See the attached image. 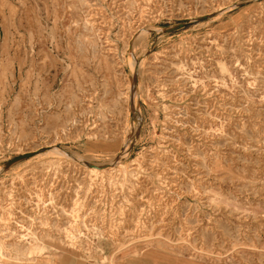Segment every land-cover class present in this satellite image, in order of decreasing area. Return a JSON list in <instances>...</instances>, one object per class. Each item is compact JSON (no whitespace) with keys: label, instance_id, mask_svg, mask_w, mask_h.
I'll return each instance as SVG.
<instances>
[{"label":"rangeland","instance_id":"rangeland-1","mask_svg":"<svg viewBox=\"0 0 264 264\" xmlns=\"http://www.w3.org/2000/svg\"><path fill=\"white\" fill-rule=\"evenodd\" d=\"M143 256L264 264V0H0V264Z\"/></svg>","mask_w":264,"mask_h":264},{"label":"water","instance_id":"water-1","mask_svg":"<svg viewBox=\"0 0 264 264\" xmlns=\"http://www.w3.org/2000/svg\"><path fill=\"white\" fill-rule=\"evenodd\" d=\"M197 18H200V17H197ZM184 25V23L180 22V23H177L175 25H172V26H168L166 28L163 29L164 32H169V31H173L175 29H178L179 27H182ZM136 76H137V67H135V71H134V77H133V84H135V81H136ZM131 99H132V92H131ZM30 155V152H27V153H22L20 155H17L9 160H7L5 163H4V166L3 168H7L9 167L10 165H12L13 163L23 159V158H26ZM89 166L93 163L89 162V161H85ZM108 164H103L102 166H106Z\"/></svg>","mask_w":264,"mask_h":264},{"label":"crops","instance_id":"crops-1","mask_svg":"<svg viewBox=\"0 0 264 264\" xmlns=\"http://www.w3.org/2000/svg\"><path fill=\"white\" fill-rule=\"evenodd\" d=\"M142 264H164V259L159 257V256H155L151 259L147 258L146 256L141 257V259H139ZM151 260V261H150ZM182 262V261H181ZM110 264H114L112 261L110 262ZM120 264V263H119ZM184 264V263H183Z\"/></svg>","mask_w":264,"mask_h":264},{"label":"bare ground","instance_id":"bare-ground-1","mask_svg":"<svg viewBox=\"0 0 264 264\" xmlns=\"http://www.w3.org/2000/svg\"><path fill=\"white\" fill-rule=\"evenodd\" d=\"M142 35V34H141ZM144 35V34H143ZM140 37H142V36H140ZM130 88V87H129ZM135 104V103H134ZM134 130V129H133Z\"/></svg>","mask_w":264,"mask_h":264}]
</instances>
